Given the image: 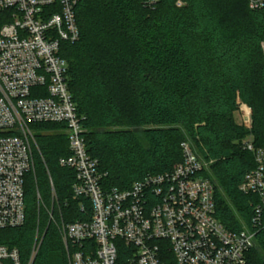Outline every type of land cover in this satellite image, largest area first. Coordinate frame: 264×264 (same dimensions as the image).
<instances>
[{"label": "trees", "instance_id": "obj_1", "mask_svg": "<svg viewBox=\"0 0 264 264\" xmlns=\"http://www.w3.org/2000/svg\"><path fill=\"white\" fill-rule=\"evenodd\" d=\"M77 17L80 39L66 44L63 55L71 95L86 118L88 153L107 174L105 185L127 190L170 172L188 136L210 164L217 219L230 231L251 226L254 198L239 187L256 166L243 142L252 133L264 148V9L251 10L247 0H82ZM4 23L0 15V28ZM242 107L252 112L251 131L235 119ZM35 128L58 199L66 203L64 219H86L72 194L75 174L59 165L69 155L67 135L55 124ZM138 128H145L143 140ZM37 188L49 206L40 161L37 180L27 185L25 226L0 231V244L18 249L23 264L34 244ZM126 259L122 248L118 264ZM249 262L264 264V231ZM34 264H67L54 225Z\"/></svg>", "mask_w": 264, "mask_h": 264}, {"label": "built area", "instance_id": "obj_2", "mask_svg": "<svg viewBox=\"0 0 264 264\" xmlns=\"http://www.w3.org/2000/svg\"><path fill=\"white\" fill-rule=\"evenodd\" d=\"M247 1L251 10L264 9V0ZM81 2L0 0L5 19L0 28V231L25 226L27 185L37 180L40 161L51 203L45 204L37 188L39 215L26 264L35 263L50 225L60 235L67 264H118L122 248L125 264H250L256 237L264 231V148L255 146L252 133L243 149L256 166L239 190L254 198L253 216L251 226L239 231L217 219L216 189L206 175L210 164L189 141L182 143L183 159L170 172L147 176L127 190L105 185L107 174L88 153L86 118L71 95L63 55L66 44L80 39ZM240 111L251 131V110ZM46 124L67 135L69 155L59 165L74 172L73 198L86 219H64L66 203L58 199L35 128ZM0 264H23L19 250L0 244Z\"/></svg>", "mask_w": 264, "mask_h": 264}, {"label": "rangeland", "instance_id": "obj_3", "mask_svg": "<svg viewBox=\"0 0 264 264\" xmlns=\"http://www.w3.org/2000/svg\"><path fill=\"white\" fill-rule=\"evenodd\" d=\"M235 119H236V121L238 123L243 124V125H244V123L246 121V119H245L244 115H242L241 111L239 113H236ZM112 130L114 131V130H117V129H112ZM144 131H145V128H138L137 129V133L139 135V138H141L142 140H143ZM185 140H187V141H189L190 143L193 144L192 140L188 136L185 137ZM209 173H210V171H209Z\"/></svg>", "mask_w": 264, "mask_h": 264}]
</instances>
